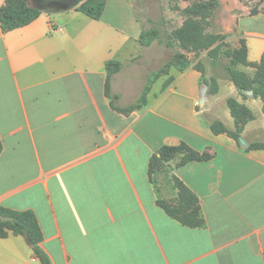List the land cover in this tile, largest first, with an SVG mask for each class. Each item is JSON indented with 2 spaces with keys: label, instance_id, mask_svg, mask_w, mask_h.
<instances>
[{
  "label": "crops",
  "instance_id": "0c3cea01",
  "mask_svg": "<svg viewBox=\"0 0 264 264\" xmlns=\"http://www.w3.org/2000/svg\"><path fill=\"white\" fill-rule=\"evenodd\" d=\"M38 1L31 4L42 14L30 25L0 28V205L35 213L51 264H264V149H249L264 144V99H244L228 80V61L204 53L157 80L146 106L117 112L105 95L106 62L122 64L111 95L127 107L131 89L118 78L146 48L132 4L106 0L96 21L76 10L84 0ZM205 2L217 3L210 34L229 36L232 50L245 47L259 66L264 0ZM204 59L218 86L205 108L195 68ZM236 96L254 117L240 137L247 147L211 130L214 121L235 129L227 100ZM181 143L210 159L171 162L151 180L152 156ZM173 177L199 199L201 226L158 206L177 198ZM0 264L41 263L25 238L10 234L0 238Z\"/></svg>",
  "mask_w": 264,
  "mask_h": 264
},
{
  "label": "trees",
  "instance_id": "16d2710c",
  "mask_svg": "<svg viewBox=\"0 0 264 264\" xmlns=\"http://www.w3.org/2000/svg\"><path fill=\"white\" fill-rule=\"evenodd\" d=\"M204 3L205 4L202 5L201 8L204 11L207 10L209 12L210 8H214V10L217 8V3L215 2ZM105 6L106 0H84L76 10L87 17L98 21L104 14ZM255 12L256 10L253 11V13ZM41 14V10L33 6L31 0H6V5L0 9V28L4 33L11 32L15 29L30 25L37 20ZM213 15L211 14L210 17L206 19L203 17L201 20L205 22V25L207 24L209 25L208 27H210L213 23V20L211 19ZM203 29L205 28L203 27L202 22L200 24L188 20L185 25L177 31V38L183 49L194 48L193 42L203 38ZM209 36L208 39L210 38L211 41L208 47L209 51L207 57L214 63H219V61L223 59L228 60L224 69L227 73L228 80L234 84L239 95L244 99H247L248 95H246V92L253 91L255 99H264V55L259 66L250 64L247 61L245 47L239 51L232 50L231 39L229 36L213 34H209ZM154 42L161 43L160 32L158 29H143L142 25L139 43L147 48ZM167 46L172 47L170 43H167ZM172 63H174L172 64V67H175L178 71H183L190 65L187 57L182 55H175ZM239 66L256 68V72L253 77H250L248 74L240 71L238 69ZM195 68L203 73L201 61ZM121 70L122 64L120 62H106L107 79L105 84V95L110 100V105L113 110L123 114H129L132 111L141 109L147 105V96L150 92V85L155 83V78L164 74V70L159 71L151 77L152 79H149L147 87L135 104L128 105L127 107H120L116 105L111 95V81L116 74L121 72ZM172 80L173 79L170 78L164 83L162 88L163 91L168 87ZM202 84L210 87L211 94L217 93L218 86L213 77L205 79L203 74ZM227 106L235 121V129H228L222 122L214 121L211 123V130L215 135L227 134L240 146L239 139L243 127L247 122L253 120L254 117L244 104H241L234 98H229L227 100ZM249 149H264V144L251 145L249 146ZM1 151L2 144L0 142V153ZM182 154V159L176 164V168L183 167L191 162H205L210 159L209 155L198 154L185 143H181L178 146H164L157 152V154L153 155L150 160V179L154 180L156 174L164 171L176 156ZM171 181L174 189L177 191V198L171 201L158 200V206L161 207L170 217L178 220L186 226H201L203 224V219L200 214L199 199L177 177H173ZM10 234L21 236L28 242H31L34 245L33 253L35 258H37L41 264H51L39 247L43 241V234L33 211H14L0 205V238L5 239Z\"/></svg>",
  "mask_w": 264,
  "mask_h": 264
},
{
  "label": "rangeland",
  "instance_id": "374dc122",
  "mask_svg": "<svg viewBox=\"0 0 264 264\" xmlns=\"http://www.w3.org/2000/svg\"><path fill=\"white\" fill-rule=\"evenodd\" d=\"M34 3H39L38 0H32ZM252 2L257 5L260 0H244ZM132 4L135 15L143 25V29L156 28L160 32L161 43L154 42L150 47L145 48L139 61L136 62L132 67L126 70L118 79V85L122 89H131L130 105L135 104L145 88L147 87L149 79L161 70H164V74L172 68V60L175 55H182L187 58H191L195 61L200 55L208 53V47L210 44L209 25H205L201 19L203 17L208 18L214 14V8H210L209 12L203 10L205 0H128ZM208 12V13H207ZM206 15V16H205ZM214 15L212 16V20ZM193 21L196 23L202 22L205 29L204 35L201 40L193 42L194 48L183 49L178 38L177 31H179L187 21ZM213 29V28H212ZM167 43H170L172 47H168ZM228 61L227 59H225ZM202 63L203 74L205 79H209L213 73L211 65L207 59H204ZM217 67V66H216ZM214 67L219 71H223L222 67ZM163 74V75H164ZM162 75V76H163ZM162 76L155 78V82ZM152 79V78H151ZM154 84L150 85V91ZM136 91L138 95L135 97ZM237 100L236 97H230ZM212 99L211 89L209 87V97ZM247 100V99H246ZM118 104V102H116ZM182 155L176 156L172 161L177 164Z\"/></svg>",
  "mask_w": 264,
  "mask_h": 264
},
{
  "label": "water",
  "instance_id": "95a60500",
  "mask_svg": "<svg viewBox=\"0 0 264 264\" xmlns=\"http://www.w3.org/2000/svg\"><path fill=\"white\" fill-rule=\"evenodd\" d=\"M200 95H201V106L205 108L207 106V98L209 96V87L205 84L202 85L201 90H200ZM246 95L250 96L251 98H254V93L253 91L246 92ZM239 142L241 145L247 147V144L243 138L239 139ZM30 247H34V245L31 242H28Z\"/></svg>",
  "mask_w": 264,
  "mask_h": 264
}]
</instances>
